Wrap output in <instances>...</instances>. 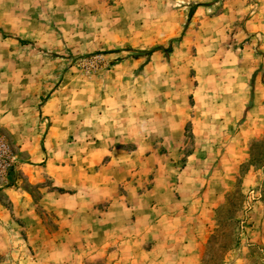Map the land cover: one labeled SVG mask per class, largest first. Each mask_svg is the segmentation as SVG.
<instances>
[{
	"label": "rangeland",
	"instance_id": "1",
	"mask_svg": "<svg viewBox=\"0 0 264 264\" xmlns=\"http://www.w3.org/2000/svg\"><path fill=\"white\" fill-rule=\"evenodd\" d=\"M0 131V264H264V0H0Z\"/></svg>",
	"mask_w": 264,
	"mask_h": 264
},
{
	"label": "crops",
	"instance_id": "2",
	"mask_svg": "<svg viewBox=\"0 0 264 264\" xmlns=\"http://www.w3.org/2000/svg\"><path fill=\"white\" fill-rule=\"evenodd\" d=\"M61 169V168H59ZM58 167H54L53 169L49 168H38L34 167L31 171H28L26 169V173H23L22 177L27 176V180L30 183H39L40 180H42L43 176H46L47 178H50V180H56L59 175ZM42 172V173H39ZM30 178H33V180H30ZM104 182V181H103ZM106 183H109L108 181H105ZM112 182H115L114 180ZM110 184V183H109ZM53 185L57 186L58 184L56 182H53ZM28 193L24 188L21 186L20 183H18V180L16 178L12 179L10 181V185H8L6 188H3L0 190V219L1 221L5 222L6 215L9 213L8 209H18L19 207L28 204L27 198ZM55 195L53 194L52 190L48 191L47 193L43 192L39 197L40 205L42 204L44 207L47 205L52 207V210L55 212L58 211L59 203L54 201ZM54 198V199H53ZM5 202V203H4ZM4 203V204H3ZM8 205V206H7ZM9 207V208H6ZM185 230H188L187 228H184ZM105 230V229H104ZM105 234V233H104ZM113 239H108V237H101L99 242L96 244L97 249L106 248V246L109 245L110 241ZM122 245V244H121Z\"/></svg>",
	"mask_w": 264,
	"mask_h": 264
},
{
	"label": "built area",
	"instance_id": "3",
	"mask_svg": "<svg viewBox=\"0 0 264 264\" xmlns=\"http://www.w3.org/2000/svg\"><path fill=\"white\" fill-rule=\"evenodd\" d=\"M14 155L5 135L0 131V181H3L14 163Z\"/></svg>",
	"mask_w": 264,
	"mask_h": 264
}]
</instances>
